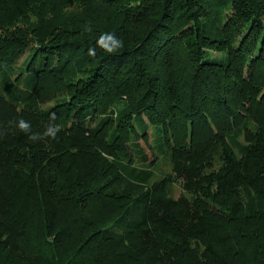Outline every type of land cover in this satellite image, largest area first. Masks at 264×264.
Returning <instances> with one entry per match:
<instances>
[{"label": "trees", "instance_id": "1", "mask_svg": "<svg viewBox=\"0 0 264 264\" xmlns=\"http://www.w3.org/2000/svg\"><path fill=\"white\" fill-rule=\"evenodd\" d=\"M26 32L40 46L13 76ZM56 79L64 101L18 109ZM0 89V264H264V0H0ZM149 127L171 161L156 180L131 157Z\"/></svg>", "mask_w": 264, "mask_h": 264}, {"label": "rangeland", "instance_id": "2", "mask_svg": "<svg viewBox=\"0 0 264 264\" xmlns=\"http://www.w3.org/2000/svg\"><path fill=\"white\" fill-rule=\"evenodd\" d=\"M72 8H70L71 10ZM67 10V11H70ZM73 11V10H72ZM77 12L79 10H76ZM80 12V11H79ZM19 27H22L23 31H31L30 28L27 27L28 23L27 21H23L18 23ZM14 28L11 27L10 29ZM27 34V38L24 39V43L27 44L26 47V51L23 53V55L20 56V59L17 61L16 65H15V72L13 74V76H16L21 70V68L25 65V62L27 61L28 57L31 56V54L36 52L37 48L40 46L39 43L34 42V41H30L28 40V37L30 36V34H28V32H26ZM29 39H32L31 37H29ZM213 57L214 56H218L219 54H217L216 52H212ZM73 57H77L78 53L77 52H73L72 53ZM54 62V61H53ZM90 70L91 67L90 65L86 64V63H78V67L74 68V72L69 71L70 73L67 76L66 82H75L76 80H78L79 78H86L88 76V74H90ZM61 71L63 72L64 69H61ZM59 72V76L61 77L62 72ZM22 76H24V74H22ZM50 80H46L48 85L47 89L41 88V94L40 95H36L33 94L35 100H36V104L31 105L29 107H25V103L26 101H22V100H18L19 102L16 103L18 106V109H28L33 111L35 114H41L44 112V110H47L48 108L52 107L53 105H55L56 103L62 102L66 99L67 94L65 92L61 91L60 87V82L58 81V79L56 80H51L50 82H48ZM62 81L65 82V79H63ZM45 82V83H46ZM27 82H26V86H27ZM26 86H22V87H26ZM40 87H44L43 85H41ZM0 91L3 92L2 89H0ZM122 102H120V104H118L117 106H114V108H121V110L123 109V105L121 104ZM124 103V102H123ZM125 105V104H124ZM114 116H117V114H115ZM91 126L94 125L95 120L94 119H87L86 120ZM247 129L249 131H254L255 126L254 124L251 123H243L240 126H236L232 129V132L230 135H233L234 141L232 142L230 140V136L226 137V141L228 143L229 149L232 150L233 152L239 154L240 150H239V145L241 144H246V137H245V132L247 131ZM138 131H141L138 129ZM147 133V139H139V143L142 146L143 151L145 152V154L147 155V160L144 161V159H142L141 157H137L135 154L132 155V162L133 164H136L137 166L141 167L142 165H144L146 162L151 163V167L154 171V175H153V180H156L160 177H166L168 175L171 174V161L169 158V153H167V147L165 145H163L162 147H158L160 145V143H158V141H156L155 139V131L152 127H149L148 130L146 131ZM158 145V146H156ZM130 149V148H129ZM65 161L61 162V165L59 166L60 168V176L58 178V180L56 181V184L59 186H63L64 184H66L67 182V177H68V173L71 170L72 172L74 170H77L75 168H77V165H79V160L76 156V154H72L67 152L65 155ZM142 160V161H141ZM153 162V163H152ZM219 158H218V154L216 155V160H215V165L214 167H218L219 166ZM79 185V182H77ZM169 194L173 197H178L180 194H184L186 196H190V193L184 191L179 182L177 181H170V192ZM58 197V196H57ZM63 205V204H62ZM212 206H215V204H211ZM217 208L220 209V207L217 206ZM221 213H226L223 210H221ZM107 212V209L105 210L104 214L105 215Z\"/></svg>", "mask_w": 264, "mask_h": 264}, {"label": "clouds", "instance_id": "3", "mask_svg": "<svg viewBox=\"0 0 264 264\" xmlns=\"http://www.w3.org/2000/svg\"><path fill=\"white\" fill-rule=\"evenodd\" d=\"M105 36L107 37V39L111 40L113 42V45H114V47H110L107 49L108 52L116 51L123 46V40L118 38L115 34L105 33ZM88 53H89V55H95L96 49L95 48H89ZM18 126H19V128L27 131L30 127V122L28 120L21 118L18 122ZM51 134L55 135L54 132H52Z\"/></svg>", "mask_w": 264, "mask_h": 264}]
</instances>
